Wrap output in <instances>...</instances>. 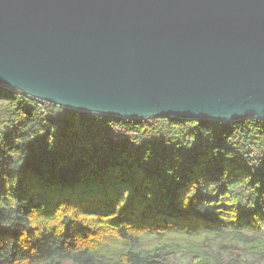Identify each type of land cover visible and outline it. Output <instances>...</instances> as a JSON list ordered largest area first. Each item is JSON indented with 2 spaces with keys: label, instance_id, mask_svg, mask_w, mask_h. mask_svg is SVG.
<instances>
[{
  "label": "trees",
  "instance_id": "16d2710c",
  "mask_svg": "<svg viewBox=\"0 0 264 264\" xmlns=\"http://www.w3.org/2000/svg\"><path fill=\"white\" fill-rule=\"evenodd\" d=\"M46 109L49 117L0 88V264L264 261V174L244 169L227 147L264 143V120H121ZM106 122L154 143L103 153L86 134Z\"/></svg>",
  "mask_w": 264,
  "mask_h": 264
},
{
  "label": "water",
  "instance_id": "95a60500",
  "mask_svg": "<svg viewBox=\"0 0 264 264\" xmlns=\"http://www.w3.org/2000/svg\"><path fill=\"white\" fill-rule=\"evenodd\" d=\"M0 85L121 120H264V0H0Z\"/></svg>",
  "mask_w": 264,
  "mask_h": 264
},
{
  "label": "built area",
  "instance_id": "2783aa9c",
  "mask_svg": "<svg viewBox=\"0 0 264 264\" xmlns=\"http://www.w3.org/2000/svg\"><path fill=\"white\" fill-rule=\"evenodd\" d=\"M0 88L4 92L11 93L15 97L26 101L27 103L38 108L46 117H49L46 109V104L32 99L24 94L11 89L9 87L1 86ZM53 121L61 126V124L54 120ZM78 128V126H72ZM82 134H86L81 131ZM90 137L97 138L100 142V148L103 153H108L115 148H121L128 153H131L138 144L145 140L154 143V140L146 137L139 133L136 129L126 126L124 123L106 122L100 125L94 132L86 134ZM188 140V139H187ZM52 143L55 140L50 139ZM231 152L238 158L244 169L252 170L264 174V143L257 144L255 142H246L241 148L227 145Z\"/></svg>",
  "mask_w": 264,
  "mask_h": 264
},
{
  "label": "rangeland",
  "instance_id": "374dc122",
  "mask_svg": "<svg viewBox=\"0 0 264 264\" xmlns=\"http://www.w3.org/2000/svg\"><path fill=\"white\" fill-rule=\"evenodd\" d=\"M212 252H213V256L218 259V260H223V261H227L228 258L226 257V255L219 251L218 249H216L215 247H212ZM240 264H264V261H256L250 257H245L243 255L240 256ZM171 264H189L187 259L177 255L171 262Z\"/></svg>",
  "mask_w": 264,
  "mask_h": 264
}]
</instances>
